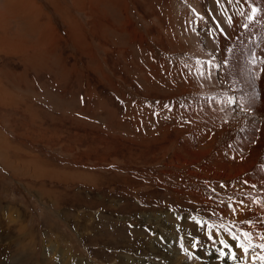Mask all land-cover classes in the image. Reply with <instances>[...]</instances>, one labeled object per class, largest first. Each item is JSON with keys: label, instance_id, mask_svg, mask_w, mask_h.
<instances>
[{"label": "rangeland", "instance_id": "1", "mask_svg": "<svg viewBox=\"0 0 264 264\" xmlns=\"http://www.w3.org/2000/svg\"><path fill=\"white\" fill-rule=\"evenodd\" d=\"M263 5L0 0V264H244L259 238L215 215L235 198L216 161L264 139V120L205 79L236 76L203 33L232 45Z\"/></svg>", "mask_w": 264, "mask_h": 264}, {"label": "bare ground", "instance_id": "2", "mask_svg": "<svg viewBox=\"0 0 264 264\" xmlns=\"http://www.w3.org/2000/svg\"><path fill=\"white\" fill-rule=\"evenodd\" d=\"M243 6H245V4ZM255 6L257 7L259 5H255ZM256 7L254 10L251 11V13L249 14L250 16L247 14L244 16L246 19V25L244 29L243 28L237 29V25L235 23L238 21L234 23L233 29H235L236 31L241 30V32L240 35H238V39H236L235 41H231L232 45L229 44V41H225V42L223 41V38L225 36L224 34L220 32L218 34V38L220 37L222 39V42L220 40L221 43L220 47L223 50L225 48L223 54L225 56L219 54L221 55L219 57L222 58L223 61L222 71H228L229 73H232L233 75L236 76V80L234 81L232 80L229 83V85L225 86L220 81H224V82L227 81L228 80L227 76L225 75L224 72L216 73L213 66L207 68V75H209V77H207L206 75L205 79L218 88L221 89L230 88L229 90H231L232 92L231 93L227 92L226 95L224 96L225 97L230 96L232 100L234 101L236 100L237 102L236 107L241 108L243 111L242 113L244 115L246 113H249V104L250 103L255 104V110H254L255 112L253 113V116L257 117L259 120H264V52L261 55L257 54L259 46L264 42V40L262 39V37H264V5L260 8H256ZM247 30L248 31L251 30L253 34H256V37L251 41H249V38L247 37V32H248ZM228 55H232V56H228ZM257 74L258 76H256ZM237 76L239 79L237 78ZM188 84L189 85L187 86L190 88L193 85L191 81H189ZM219 92L221 93V91ZM245 99H246V104L243 102ZM250 110H251V106H250ZM228 113L230 115H234V116L236 115L242 118V116H240L241 114L240 111H238L237 109H233L232 111L229 110ZM247 117L248 116H246V118ZM241 118H239L240 121ZM246 123L247 122H245V124ZM260 128L261 127H259V130ZM247 131L251 132L252 130H247ZM252 142L251 143L246 142L247 144L245 150L247 152H252V155L246 152L245 155L241 154V156L238 158V161L232 160L231 162L229 161L228 163H224L223 157L218 156L219 161H216L218 167H217L215 179L222 178L225 181L228 180V182H225L224 185L226 187H232L233 190H235V191L231 190L235 198L230 200V202L226 203L225 205L218 204V206H216V209L214 210L215 215L217 217L225 216L228 217L229 219H236L237 221L240 222V227L243 230H247L248 232L252 233L251 235L252 240L254 235H257L259 238L258 242L255 245L257 248L255 253H251V251H254V249L252 250V248H250L249 246L248 247L246 246V249H243L241 251V256L243 258L244 264H260V261H262L261 253L264 252V251H260V250H264V193H254L252 190L255 186H261L264 184V139L257 141L256 143H252ZM251 170L254 171V174H256L257 176V178L255 177L256 179L247 178V180L242 181L244 182V184H242L241 181L233 180L237 176L239 177L241 174L251 173ZM241 190H243V192H241ZM227 205H229V207H227ZM235 208H238L239 211L237 210V212H234ZM227 240L228 243L231 244L230 246H234V241L232 238H227ZM63 255L65 260L67 259L66 260L67 262H69L70 264H76V261L71 258L70 253H63ZM82 263L83 262H79V264Z\"/></svg>", "mask_w": 264, "mask_h": 264}, {"label": "crops", "instance_id": "3", "mask_svg": "<svg viewBox=\"0 0 264 264\" xmlns=\"http://www.w3.org/2000/svg\"><path fill=\"white\" fill-rule=\"evenodd\" d=\"M202 33H203V32H202ZM203 35L207 37V38L205 37V42H204L205 44L208 43L209 41H212V42L214 41V42H216V43H220L219 40H213V39H211L208 35L205 34V32L203 33ZM209 38H210V39H209ZM212 53L214 54L215 51L212 50ZM15 242H16V241H15Z\"/></svg>", "mask_w": 264, "mask_h": 264}]
</instances>
